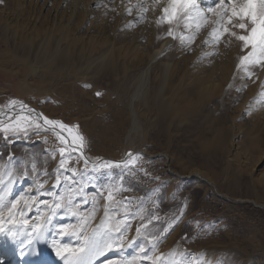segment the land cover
Returning <instances> with one entry per match:
<instances>
[{"label": "rangeland", "instance_id": "obj_1", "mask_svg": "<svg viewBox=\"0 0 264 264\" xmlns=\"http://www.w3.org/2000/svg\"><path fill=\"white\" fill-rule=\"evenodd\" d=\"M20 2L24 9L15 20L16 27H26L29 41L14 48L19 62L0 51V59L10 66L4 69L0 65V111L24 102L50 120L78 126L86 155L100 163L85 165L83 155L66 149L67 163L61 167L65 145L39 123L0 131V157L18 161L15 168L20 172L54 174L51 181L55 180L57 187L70 173L76 175L71 198L79 200L88 214H111L114 226L140 233L138 239L144 245L138 253L143 257L160 254V246L172 240L184 245L186 256L205 248L213 253L217 249L224 254L225 264H264V209L256 207L264 205V64L244 70L238 55L247 52L236 38L238 32L242 35L241 30L226 25L216 42L220 53L204 57L205 46L199 45V40L207 36L209 26L203 19L185 20L178 14L170 23L156 22V39L170 35L174 41V71L165 83L161 101H155L159 84L153 83L145 99L133 101L134 90L128 87L132 70L124 71L121 61L114 70L95 68L85 59L95 51L87 47L85 30L77 28L79 19L61 34L62 39L67 35L64 41L70 45L66 59L54 57L55 62L44 63L36 58L35 36H43L49 25L32 20L28 2ZM12 5V0H0V11L9 12L6 8ZM92 8L97 12L99 6ZM149 13L144 11L142 23L148 22ZM115 16L112 11L101 27L117 47L123 43L111 34ZM2 17L7 15L1 13ZM186 25L194 26L193 36L186 37ZM89 26L93 32L98 29L94 23ZM58 33L57 29L48 32L52 35L48 54L55 48ZM234 48L238 54L234 52L235 58L228 63L226 51ZM135 58L140 63L145 59L141 55ZM47 66L51 69L46 70ZM222 66L223 77L217 75L207 83L212 71ZM132 101L141 130L128 136ZM132 153L126 162H119ZM164 153L170 160L159 156ZM107 162L119 166L108 167ZM194 171L214 184L194 179ZM109 192L112 199H108ZM240 200L246 202H237Z\"/></svg>", "mask_w": 264, "mask_h": 264}, {"label": "bare ground", "instance_id": "obj_2", "mask_svg": "<svg viewBox=\"0 0 264 264\" xmlns=\"http://www.w3.org/2000/svg\"><path fill=\"white\" fill-rule=\"evenodd\" d=\"M12 1L13 5L11 7H4L8 9L9 12L4 10L0 11V14L7 15L5 18H0V51L3 49L5 53L10 55L11 61L19 62L14 48H17L21 43L26 44L29 40L28 34H25V32H27V30H25L26 27L23 28L22 25L16 27L15 21L19 19V14H23L24 6L20 2L21 0ZM24 1L25 3L30 2L26 4L32 8V12L30 13L32 20L49 25V27H47L48 30L43 36L39 34L35 36L37 43L34 44L33 48L36 58H39L44 63H50L52 60L54 61V59H52L54 57H58L60 61L66 59V57L69 56L68 50L70 45L64 41L67 35L62 39L61 34L65 30L64 27L67 28L77 23L76 21L79 19L80 26L76 24L74 26H77L79 31L82 29L85 30L87 33V47L95 51L93 52L95 54L93 57L85 58L91 60V62H89L91 67L114 70V68H117V61H121L124 71L132 70L130 73L132 79L128 87L130 86V88L134 90H132L133 94L131 97L133 101L145 99L148 88H150L152 83L155 85L159 84V87L156 88L158 91L155 94V101H161L164 98L165 83H167L170 75L174 71V65L172 63L174 61L172 52L174 41L170 35H165L156 39L158 31L156 30L155 24L160 20H168L165 18L166 13L164 10L170 6L169 0ZM196 3L201 9L205 25L209 26L207 36L199 40V45L202 44L205 46L202 51V56L208 57L210 54H218L220 53L216 44L218 40L212 33L214 30H217V21L219 17L214 12L208 11L209 7L215 6L217 0H196ZM96 5L99 6L97 12L92 10V7ZM112 11H115L116 16L111 34L118 38L120 43H123V45L117 47L114 43L110 42V35L101 27L106 22V17L109 16ZM144 11L147 13L150 12L147 14L149 17L146 18L148 22H145V24L142 23ZM155 11H157V13H155ZM195 18L197 20L201 19L196 16L195 11H192L191 20H195ZM88 23H94L95 27L98 26L97 31L93 32L91 26L87 27ZM234 23H236V21H234ZM226 25L227 24H225V26ZM134 27H137L136 33L132 31ZM187 27L188 30L184 32L186 37L193 36L196 32L194 26L191 25ZM227 27L231 28L232 26L227 25ZM59 28H62L63 31ZM56 29L59 31L58 35L60 36L54 38L55 41H53V43L55 48H52L53 51L48 54L46 48L49 46L48 41L52 36L51 34L49 35L48 32ZM237 29L240 31L239 28H236V30ZM20 31L21 34L19 33ZM238 33L236 35H238ZM241 34L247 33L241 30ZM76 35L77 34H75V36ZM81 37L82 36L79 38ZM10 41L12 42L11 46L9 45ZM62 41H64L66 45L62 43ZM129 43H131V45H129ZM209 44L213 45L210 46ZM64 45L65 47H63ZM206 46L209 48H206ZM249 49L250 47L244 52L248 53ZM235 50L231 49L226 51L228 63L233 59L234 52H237V49ZM247 53L241 52V55L239 54L238 56L241 58L242 55ZM136 55L144 56L145 59L141 63L136 62ZM36 62L38 64V61ZM44 63L41 64L43 65ZM0 65L4 69L10 67L8 62L2 61L1 59ZM57 65L56 69L62 70L61 66L57 67ZM48 69H51L50 66H47L46 70ZM223 69V66L214 69L209 79H206V82L210 83L217 75L222 78ZM229 69L230 68H228V70ZM35 72L36 69L34 70V73ZM55 73H57V71L54 72V77L57 76ZM59 73L58 71V75ZM226 80H228V78ZM167 100H170V98ZM133 101L130 105L131 125H129L128 136L132 133H138L141 130V123L139 122V116ZM6 108L1 110L0 114L5 112L4 110H6ZM163 111H167L166 106H164ZM40 113L43 117H46L43 111L40 110ZM4 114L5 113H2L0 118H2ZM38 115L39 113L36 115H28L26 112H22L18 116L20 117L19 120L17 119L18 117H15L7 123L6 126L9 124L13 126L17 124L19 126L20 124H40L42 121L38 118ZM28 117H30V119H27ZM6 143L8 144L9 141ZM83 151L86 154L84 148ZM140 153L145 154L142 151ZM147 155L150 157L152 156L151 154ZM159 156L165 157L167 161L170 160L169 156L165 153ZM17 162L10 156L6 159L0 157V220L4 222L5 228L20 229L22 234L25 231L35 228L34 235L40 238L34 240L31 246L25 248H19L17 244L12 243L7 238H0V264H73L75 257L71 253H65L63 259L56 255L53 248L54 240L60 246L70 249L83 247L84 251L78 253L79 256H85L86 253L89 252V249H94V246L98 247L100 252L97 254V252L93 250L92 254L87 256V264H225L224 254L216 252L217 249L213 253L205 248L198 253L194 251L186 256L187 253L183 247L184 245H182L180 241L172 240H167L160 246L162 250L160 254H154L155 256H150L151 258L143 257L138 253V250L141 251L138 248L144 245V242L138 239L140 233L138 234L136 231L130 230L127 232L121 229L120 226H114L113 222L115 220L111 217V214L104 212H100V214H88L79 200L71 198L72 192L76 189L74 185V176L76 177V175L70 173L66 181L60 187H57L53 184L55 180L51 181L54 174L46 175L35 170L31 171L33 173L36 172L35 175H32L26 172L27 169L24 172H20L21 170L19 171L17 170L18 168H15ZM170 169L172 170V168ZM173 173L175 172L173 171ZM191 174V177L196 180H201L212 185L214 184L199 171H194ZM40 180H43L42 183H40ZM237 202L245 203L246 201L240 200ZM247 202L250 201L247 200ZM13 203H16L15 208H12ZM56 204H60V207H56ZM256 207L264 209V205H256ZM9 209H11V216ZM104 211H106V209H104ZM120 219L121 218H119V220ZM10 220H14V222L10 223ZM25 220H27V224L24 223ZM123 221H125L124 218ZM106 245H111V247H107ZM144 251L142 250V252Z\"/></svg>", "mask_w": 264, "mask_h": 264}, {"label": "snow or ice", "instance_id": "obj_3", "mask_svg": "<svg viewBox=\"0 0 264 264\" xmlns=\"http://www.w3.org/2000/svg\"><path fill=\"white\" fill-rule=\"evenodd\" d=\"M170 7L164 11L166 13V19L171 22L178 14L184 16L185 20L192 18V11H195L198 18L203 19L201 9L196 3V0H169ZM191 9V11H190ZM209 12H214L218 17L217 30H214L212 35H215L217 39L226 31L225 24L231 25L233 28H239L244 35H237L236 38L243 42V48L250 47L251 51L247 55L241 57L240 63L247 72L249 65L264 64V0H217L214 7L208 8ZM236 21V23H234ZM250 25V27H249ZM189 26V25H186ZM200 25L197 24V27ZM235 35V33H232ZM249 76L251 73H248ZM16 101H12L15 104ZM21 107H26L21 104ZM32 111V110H29ZM39 119H42L45 125H48L57 135V138L65 145V149H61V167H64L67 160L64 158L65 150L79 151L83 154L84 138L79 134L78 126H68L61 121L50 120L43 117L42 114L38 115ZM18 120L20 117L17 118ZM27 119H30L28 117ZM39 126V125H38ZM20 127L18 124L13 126L11 124L4 126L3 121H0V131L9 132L16 131ZM88 164V160L85 159V165ZM104 165H101L103 167ZM108 167L119 166L113 165L112 162H107ZM59 182V177H57ZM108 199H112V193L109 192ZM56 207H60V204H56ZM16 207V203L12 204V208ZM11 216V209H9ZM14 222V220L9 221ZM27 224V220L24 221ZM38 227V226H37ZM35 228L29 231L21 233L20 229L5 228L4 222L0 220V238H7L12 243L17 244L19 248H25L32 245L34 240H38L40 237L34 235ZM111 247V245H106ZM53 248L58 257L64 258L65 253H71L75 260L73 264H87V256L92 254L95 250L97 254L100 252L98 247L94 246V249H89V252L85 256H79L78 253L83 252L84 248L70 249L60 246L55 240L53 241Z\"/></svg>", "mask_w": 264, "mask_h": 264}, {"label": "water", "instance_id": "obj_4", "mask_svg": "<svg viewBox=\"0 0 264 264\" xmlns=\"http://www.w3.org/2000/svg\"><path fill=\"white\" fill-rule=\"evenodd\" d=\"M21 104L25 105L26 107L22 108L21 107ZM8 110V111H6ZM6 110H4L5 112H2V113H5L4 116L2 118H0V121H3V124L4 126L9 123L12 119H14L15 117H18L20 115V113L22 112H26V114L28 115H36L37 113L41 114L40 113V110L38 109H34L33 107L27 105L26 103L24 102H20V104H17V105H11V106H8V108H6ZM29 110H32V111H29ZM1 113V114H2ZM0 114V117L2 116ZM42 122H40V124H42L45 128H47L48 130L50 131H53L51 127H49L48 125H45L43 120L41 119ZM83 157L84 159H87L88 160V163L91 164V165H94L96 166L97 164L100 163V161H93L91 160L88 155L85 154V152L83 151ZM134 154H129L127 157H125L124 159L122 160H119L120 163H124L126 162L128 159H130Z\"/></svg>", "mask_w": 264, "mask_h": 264}]
</instances>
